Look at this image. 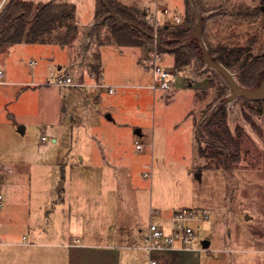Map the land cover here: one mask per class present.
<instances>
[{"label":"rangeland","instance_id":"obj_1","mask_svg":"<svg viewBox=\"0 0 264 264\" xmlns=\"http://www.w3.org/2000/svg\"><path fill=\"white\" fill-rule=\"evenodd\" d=\"M73 1L79 21L89 22L94 0ZM118 1L145 11L151 25V16H158L162 22L155 28H174L186 18V0ZM188 1L211 47L238 45L253 57L264 55V0ZM8 2L0 0V13ZM165 8L170 14L163 20ZM257 8L263 11L248 15ZM175 16L178 22L171 19ZM94 23L68 46L73 70L70 55L62 64L57 47L20 44L0 57L2 81L8 82L0 85V162L10 173L8 186L0 183L5 195L0 233L11 231L16 242L26 236L36 243L34 229L60 228L62 211L70 209L60 201L64 184L70 205L85 212L71 224L66 221L67 227L89 230L101 221L105 227L126 226L133 237L128 245L144 256L141 264L148 263L143 247L150 221L169 223L183 208L209 214L208 220L186 223L195 230L189 248L199 250L203 264H264V104L232 98L227 80L204 60L195 58L176 71L170 52H161L159 64L174 74L171 89L150 90L157 79L147 70L155 41L121 52L108 39L109 26ZM98 52L100 80L75 77L77 69L79 75L90 73ZM231 72L237 79V71ZM67 77L82 86L58 84ZM220 106L227 108L231 131L240 126L252 141L254 163L242 160L230 171L211 170L200 157L199 148L206 146L200 125ZM43 132L49 141H41ZM204 240L210 241L208 248ZM43 246L1 245L0 264L32 250H50Z\"/></svg>","mask_w":264,"mask_h":264},{"label":"trees","instance_id":"obj_2","mask_svg":"<svg viewBox=\"0 0 264 264\" xmlns=\"http://www.w3.org/2000/svg\"><path fill=\"white\" fill-rule=\"evenodd\" d=\"M186 6V18L182 24L174 28L166 25L155 28L148 23V16L137 7L123 5L118 0H98L95 22L96 25L109 26L108 39L120 48L142 47L145 42H154L153 37L157 36L160 53L170 52L174 56V69L179 71L189 66L195 58L203 61L198 40L180 47L197 28V17L191 10V2L186 0ZM262 11V8H257L248 15H258ZM76 12L75 4L62 0L39 4L32 0H9L0 13V54L22 43L54 44L61 48L69 46L78 33ZM204 41L210 57L216 63L230 71H237V81L242 87L257 89L261 86L264 80V55L253 57L247 47L238 45L213 48ZM93 61L89 65L90 73L100 80L101 52L94 56ZM198 133L206 143L205 147L199 148V155L206 160L208 169L230 171L242 160L255 162L252 141L244 129L238 126L235 132L231 131L226 106L211 112L201 123ZM261 135L264 138V131Z\"/></svg>","mask_w":264,"mask_h":264},{"label":"crops","instance_id":"obj_3","mask_svg":"<svg viewBox=\"0 0 264 264\" xmlns=\"http://www.w3.org/2000/svg\"><path fill=\"white\" fill-rule=\"evenodd\" d=\"M52 1L55 0H37L36 2L35 1L34 2L36 4H39V3H49ZM64 1L75 4L77 8L76 18L78 24V33L74 37H77L79 33L82 34V32L85 29H88L89 27L92 28L93 23L95 22V13L97 10L96 0H94V4L92 8V18L89 22L86 23H81L79 21V16H78L79 8L77 7L78 3H76L73 0H64ZM165 9L168 10V8ZM22 44H26V43H22ZM28 45H40V44H28ZM43 46L60 48L61 51H63L62 64H65L67 56L69 54L71 61L68 66L69 69L73 68L74 58L71 54L72 52L70 47L67 46L65 48H61L60 46L54 44H47ZM120 51L123 52L121 48ZM8 52H6L7 56H8ZM3 54L5 53L0 54V57ZM48 60L52 61L53 60L52 56L47 57V61ZM31 64L36 65V62L33 61L31 62ZM62 68H63L62 66L59 67V70H61ZM77 70L74 71L75 77L76 76L81 77L82 79L86 77H94L96 79L94 75L88 72H86V74L82 73L81 75H79V71ZM1 72L3 73V77L0 78V85L7 84L8 82L2 81L5 75V70L0 68V73ZM43 133L47 135L46 132ZM42 142H46V141H42ZM9 176L10 173L8 170L6 171L3 170L2 173L0 174V183L3 184L4 187L8 186V182L10 179ZM58 190L61 191L62 193L60 195V201L68 205V207L70 208L69 210L64 209L62 211V217H63L62 223L64 224H59L60 228L47 226V228H43V230L39 229V231L34 229L32 236L34 239L39 240L36 243L35 242L28 243V238L26 236L22 237L21 242H16V240H14V234L11 231L0 233V241H1L0 246L20 245V246L31 247L34 245L36 246L44 245L43 247H46L45 245H47L50 248V250H34V251L32 250L30 254H27V256H16L12 264H141L142 258L144 256H141L142 254L140 253H136L135 252L137 251L136 248H132L130 247V245H128V242L132 241L133 238L132 235L131 234L129 235V232L126 230L128 229V227L115 223H110L109 225H107V227H105L104 221L97 223L94 227L90 228L89 230H87L85 227L82 226L70 227L69 225L67 227L68 222L66 221H69V223L71 224L72 219L74 220L77 219L80 216V214L85 212L81 211L79 207H72L70 205V202L68 201V198L65 195L66 188L64 187V184L61 185V187H59ZM0 193L3 195L5 200V195L2 192ZM158 222L165 223L164 221L161 220H159ZM165 224H168V222ZM140 231L142 232V229H140ZM145 237H144V241H145ZM54 240H59L60 242L62 241L64 243L62 244L51 243ZM129 250H131V252H129ZM191 250H192L191 248H188L186 250L183 249L167 250L158 254H154L153 256H147L148 258L147 264H149L151 258L158 260L161 264H203L202 263L203 256L199 255L200 253L199 250L197 249L196 250L197 252L193 251L194 253Z\"/></svg>","mask_w":264,"mask_h":264},{"label":"built area","instance_id":"obj_4","mask_svg":"<svg viewBox=\"0 0 264 264\" xmlns=\"http://www.w3.org/2000/svg\"><path fill=\"white\" fill-rule=\"evenodd\" d=\"M169 10L165 9L161 12L163 16V20L169 19ZM173 21L178 22L179 17L175 16L171 18ZM152 23L157 27L162 20L159 19L158 16H151ZM155 41V51L151 53L152 64L148 67V71H151L153 75L157 78L154 83L148 88L153 91L163 90L168 91L172 87V78L174 74L168 69L164 68L159 64L160 51L159 47V39L157 36H154ZM53 75V73H52ZM3 77V73H0V78ZM50 83V82H49ZM48 83V84H49ZM63 87H71V86H82V84H76L73 82L71 77L62 78L58 81ZM109 92L112 93L113 89L110 88ZM42 141H49L48 136L43 133L41 137ZM143 147L140 144H137V149L141 150ZM4 170V165L0 162V174ZM4 197L0 193V207L2 206ZM209 214L207 212L183 208L176 211L170 222L168 224L151 221L148 226V233L145 237V246L143 247L149 254V256H153L154 254L161 253L167 250H175V249H183L186 250L189 248V245L195 238V230L187 225L186 223L189 221H202L208 220ZM1 244V241H0ZM149 264H161L156 259H150Z\"/></svg>","mask_w":264,"mask_h":264},{"label":"water","instance_id":"obj_5","mask_svg":"<svg viewBox=\"0 0 264 264\" xmlns=\"http://www.w3.org/2000/svg\"><path fill=\"white\" fill-rule=\"evenodd\" d=\"M114 15V13H112ZM146 14V12H144ZM154 38V37H153ZM198 40L200 42V45L202 47V52H203V60L207 66V68L212 69L218 73H220L224 78L227 80L228 84L233 90L232 98H236L238 96H241L249 101L253 102H264V80L261 84V86L257 89H246L242 87L237 79L235 78L234 74L227 69L225 66L222 64L216 63L209 54L208 48L204 42L203 39V34L201 32V21L199 19V22L197 24V28L193 36H191L188 40L183 42L180 47L185 46L189 44L190 42ZM203 245L205 247L210 246V241L209 240H204Z\"/></svg>","mask_w":264,"mask_h":264}]
</instances>
